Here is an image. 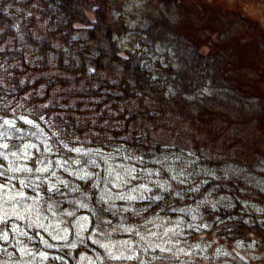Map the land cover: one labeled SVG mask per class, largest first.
Returning a JSON list of instances; mask_svg holds the SVG:
<instances>
[{"label":"trees","instance_id":"16d2710c","mask_svg":"<svg viewBox=\"0 0 264 264\" xmlns=\"http://www.w3.org/2000/svg\"><path fill=\"white\" fill-rule=\"evenodd\" d=\"M147 4L127 22L121 0H0V121L30 120L23 129L55 150L124 154L181 175L119 208L69 176L66 187L42 189L55 209L84 206L93 225L135 224L198 203L204 233L233 247L254 240L250 264H264V95L239 71L246 58L228 47L229 25L203 52L179 0ZM235 17L246 33L259 28Z\"/></svg>","mask_w":264,"mask_h":264},{"label":"rangeland","instance_id":"374dc122","mask_svg":"<svg viewBox=\"0 0 264 264\" xmlns=\"http://www.w3.org/2000/svg\"><path fill=\"white\" fill-rule=\"evenodd\" d=\"M121 1L127 22L142 18L150 6L148 0ZM179 2L183 6L179 16L186 23L187 15L190 35L203 52L218 43L220 24L231 27L228 47L235 56L241 53L246 58L239 71L253 84L258 82L264 95V0ZM236 12L258 24L257 31L246 33ZM208 22L216 31L197 25ZM21 122L31 125L23 117L0 121V222L8 224L0 229V264H250L259 256L254 240L242 239L233 247L204 233L198 203L177 210L176 216L155 214L135 224H101L106 221L99 218L93 225L84 206L55 209L52 197L43 196L42 189L66 187L69 176L91 180L98 198L119 208L157 196L171 178L181 175L167 167L166 176L149 161L124 154L55 150L43 132L23 129ZM225 199L220 195L218 201ZM252 206L258 208L256 202Z\"/></svg>","mask_w":264,"mask_h":264}]
</instances>
